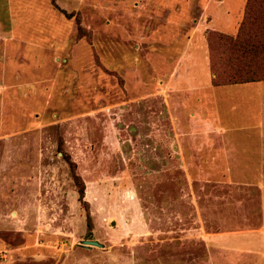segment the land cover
I'll return each instance as SVG.
<instances>
[{"label":"rangeland","instance_id":"1","mask_svg":"<svg viewBox=\"0 0 264 264\" xmlns=\"http://www.w3.org/2000/svg\"><path fill=\"white\" fill-rule=\"evenodd\" d=\"M244 3L0 0V264H264L259 140L225 163L208 96Z\"/></svg>","mask_w":264,"mask_h":264},{"label":"trees","instance_id":"2","mask_svg":"<svg viewBox=\"0 0 264 264\" xmlns=\"http://www.w3.org/2000/svg\"><path fill=\"white\" fill-rule=\"evenodd\" d=\"M229 51L232 63L228 62V72L219 82L211 77L212 85H226L264 80V0H245L242 18L234 36H218ZM77 185V196L81 204L83 199V184L78 175L73 174ZM87 232L91 226L87 208Z\"/></svg>","mask_w":264,"mask_h":264},{"label":"crops","instance_id":"3","mask_svg":"<svg viewBox=\"0 0 264 264\" xmlns=\"http://www.w3.org/2000/svg\"><path fill=\"white\" fill-rule=\"evenodd\" d=\"M217 90H220L219 92L215 93L216 95L213 96L214 93L209 92L208 96L209 98L215 97V112H216V125H215V131H216V142L218 144V147L221 148L222 156L225 160V163H239L245 160L237 159V157H240V155H243L245 151L236 152L235 149L237 146L235 144H231L230 140L228 139L227 132L229 130H243V132H253L257 139L259 140L258 145L255 147V149H250L248 151L247 156L249 154H255L253 156L254 158H258L261 162L264 164V80L260 81H252V82H246V83H235V84H226V85H217L215 86ZM239 100L241 104H244L246 101V105L243 107V109H238V103H235L236 100ZM255 101V111H257V118L253 120L252 125L245 126L243 124L237 125V126H225L222 123V119L227 120L230 119L229 115H233L236 111V109L241 110L239 111L241 113L240 116H242L243 113L247 109H244L247 107L250 102ZM254 104V103H253ZM242 107V106H241ZM226 110V112L224 111ZM232 111V114L230 113ZM240 121V120H239ZM240 124V123H239ZM235 125V124H234ZM262 141V142H261ZM237 155V156H236ZM239 155V156H238ZM257 160V159H256ZM255 164L253 167H250V170L252 171V175H254L255 178L263 179V169L264 165L260 164L259 162L255 161ZM262 165V166H261ZM233 178H246L242 175V170H235L233 171ZM260 196H261V207H260V216H261V223H263V217H262V207H263V189L260 190Z\"/></svg>","mask_w":264,"mask_h":264},{"label":"water","instance_id":"4","mask_svg":"<svg viewBox=\"0 0 264 264\" xmlns=\"http://www.w3.org/2000/svg\"><path fill=\"white\" fill-rule=\"evenodd\" d=\"M81 243L85 247H90V246L101 247V244L98 243L96 240H93V239H84V240L81 241Z\"/></svg>","mask_w":264,"mask_h":264}]
</instances>
